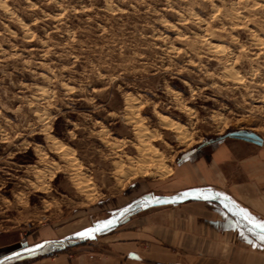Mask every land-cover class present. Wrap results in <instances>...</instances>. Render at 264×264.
Returning <instances> with one entry per match:
<instances>
[{"label": "rangeland", "instance_id": "1", "mask_svg": "<svg viewBox=\"0 0 264 264\" xmlns=\"http://www.w3.org/2000/svg\"><path fill=\"white\" fill-rule=\"evenodd\" d=\"M161 114L183 126L166 127ZM241 129L264 139V0H0V242L23 256L1 264L62 253L22 244L94 225L144 190L194 199L177 194L206 185L188 152ZM220 143L238 154V173L215 169L209 198L238 230L204 209L219 226L184 230L174 253L264 264V241L224 196L239 200L241 169L255 189L261 147L232 137L207 145Z\"/></svg>", "mask_w": 264, "mask_h": 264}, {"label": "crops", "instance_id": "2", "mask_svg": "<svg viewBox=\"0 0 264 264\" xmlns=\"http://www.w3.org/2000/svg\"><path fill=\"white\" fill-rule=\"evenodd\" d=\"M208 145L200 146L186 155L190 158V160L188 159L189 162L191 161V164H194V167H196L206 185L195 186L194 188L181 190V192L177 193L182 197V195H187V193L191 192L196 198L194 197V199H189L185 202H175L174 198L167 194H158L154 188L144 190L140 194L138 193L127 199L121 205L114 207L116 209H113L112 216L116 215L118 222L98 232L100 233L99 236L96 235L94 238H90L94 242L82 243L79 247L74 248V250H72L74 246L71 244L67 245L68 241L85 240V237L77 236L76 233L86 227L93 226L91 223L68 229L64 228L58 231L53 229L51 231L46 230L44 231L45 234L51 232V236L46 235L26 240V243L22 244V247L30 245V247L34 248L37 244L43 245L49 243L53 249L58 243L60 244L58 246L64 250L62 253H58V255L51 251V257L45 256L44 258L32 259L27 264H195L192 260H190L191 262H186L183 259H178L177 254L174 253L176 250H182L183 252L184 230L189 233H196L200 231V228L206 227L208 231L210 229L214 231L219 226L217 225L218 218H213L204 209H207V211L211 210L213 214L217 213V211L221 215L223 212H227L215 201L216 197L205 199L203 196H199L198 193L200 191H213L208 184L210 181H214L211 176L216 172L215 169H218L226 178L234 176L230 172L238 173L230 167V161L235 154L232 151H226L224 149L225 144ZM258 146L261 147V151L258 152L255 162L249 163L250 165L255 163L259 167L255 173L257 179L255 189L252 183L244 182L246 181L243 179V172L245 170L241 169L242 172L239 171L240 188L238 191L234 190L239 200H235V198L229 195L224 196L231 203H234L238 209L244 208L251 213L252 209L250 208H255V217L264 219V144ZM237 155L235 156L237 157ZM241 157L239 159L242 160L243 158ZM181 170L187 172L189 171V167ZM247 174L248 172H246ZM133 186L136 187L137 185ZM152 195L158 197L157 199L167 200L168 204L166 205L169 206L164 207V202H155L156 199H153L154 197L148 199L146 206L138 203V201L144 200L146 196L152 197ZM195 205L202 207V210L197 208L198 206L195 207ZM129 206H131L130 211L121 216L120 210ZM152 206H163V208L151 210ZM195 209L197 210L196 212ZM251 214L253 215V213ZM226 215L229 216L227 213ZM112 216L101 221L111 219ZM231 216L228 219V222H230L228 229L234 233L238 228L237 225L232 224L233 218ZM63 241L65 243H61ZM17 249L18 247L16 246L9 247L6 243L0 242V264L13 258L15 260L20 259L22 255L18 254ZM186 257L189 258V255H186ZM238 258L240 262L241 260L244 261L243 256H238Z\"/></svg>", "mask_w": 264, "mask_h": 264}, {"label": "snow or ice", "instance_id": "3", "mask_svg": "<svg viewBox=\"0 0 264 264\" xmlns=\"http://www.w3.org/2000/svg\"><path fill=\"white\" fill-rule=\"evenodd\" d=\"M200 196H203L205 199H208L209 196L211 195L210 190L208 192L205 191H200L198 193ZM149 198H145L142 201H139L138 203L143 204L144 206L147 205ZM233 208L236 206L233 204L231 205ZM131 206L128 208H124L120 210V215L123 216L126 212L130 211ZM238 214L243 217L244 220L248 221V223L251 225V231L255 232L256 237L260 241H264V219H258L255 216H253L247 209L244 208H239L238 209ZM118 222V217L116 215H113L111 219H106L103 221H98L96 222L93 226L86 227L82 231H79L76 233L77 236L81 237H94V235L97 232H101L115 223ZM36 248H40L41 245L37 244L35 245ZM27 251H33L34 249H26Z\"/></svg>", "mask_w": 264, "mask_h": 264}, {"label": "water", "instance_id": "4", "mask_svg": "<svg viewBox=\"0 0 264 264\" xmlns=\"http://www.w3.org/2000/svg\"><path fill=\"white\" fill-rule=\"evenodd\" d=\"M227 137H232L235 139L244 140V141L254 143L257 145H263L264 144V139L260 135H258L257 133H255L253 131L241 129V130L228 132L224 136L218 137L215 140H209L208 142L203 143L201 146H205L207 144H211V143L223 140ZM94 237H95V235H94ZM94 237H89V238H94ZM76 242L77 241H74V242H72V244H75Z\"/></svg>", "mask_w": 264, "mask_h": 264}, {"label": "bare ground", "instance_id": "5", "mask_svg": "<svg viewBox=\"0 0 264 264\" xmlns=\"http://www.w3.org/2000/svg\"><path fill=\"white\" fill-rule=\"evenodd\" d=\"M161 121L164 123V125L166 126V127H169L170 125H172L170 122L172 121L174 124H176L177 126H179V125H182L183 126V124H181L180 122H178V121H175V120H172V119H170L167 115H164V114H161ZM185 126V125H184ZM63 147L65 148V147H67L66 145H62V146H60V150H59V152H62V150H63ZM152 153H154L155 155H157V154H162V152H161V150L158 148V147H153V151H152ZM151 153V154H152ZM154 155V156H155ZM153 156V155H152ZM170 171H171V169H169Z\"/></svg>", "mask_w": 264, "mask_h": 264}, {"label": "trees", "instance_id": "6", "mask_svg": "<svg viewBox=\"0 0 264 264\" xmlns=\"http://www.w3.org/2000/svg\"><path fill=\"white\" fill-rule=\"evenodd\" d=\"M70 242V241H69ZM72 242H74V241H72ZM61 243H65L64 241L63 242H61ZM82 243H84V240H79V241H77L75 244H72V246H76V245H79V244H82ZM57 245H60V244H58L57 243ZM71 246V245H70Z\"/></svg>", "mask_w": 264, "mask_h": 264}]
</instances>
